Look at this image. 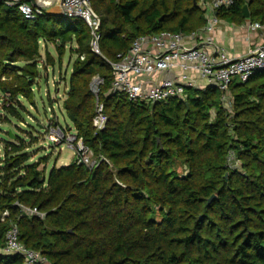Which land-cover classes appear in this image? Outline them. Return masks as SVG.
Returning <instances> with one entry per match:
<instances>
[{
  "label": "trees",
  "instance_id": "16d2710c",
  "mask_svg": "<svg viewBox=\"0 0 264 264\" xmlns=\"http://www.w3.org/2000/svg\"><path fill=\"white\" fill-rule=\"evenodd\" d=\"M200 1L91 0L101 18L100 53L81 17L43 11L27 19L24 1L0 3V123L25 122L28 104L37 106L41 66L55 64L48 45L60 52L70 45L76 59L62 105L65 128L106 158L94 169L76 161L47 168V156L31 161L19 132L33 138L31 131L0 137V264H24L3 251L11 224L47 264H264V71L231 85V113L213 86L158 103L112 91L111 62L137 37L206 25ZM246 3L221 8L218 17L241 23ZM249 9L252 22L264 25V0H251ZM97 75L105 79L100 101L109 117L101 131L93 127L90 89Z\"/></svg>",
  "mask_w": 264,
  "mask_h": 264
},
{
  "label": "built area",
  "instance_id": "2783aa9c",
  "mask_svg": "<svg viewBox=\"0 0 264 264\" xmlns=\"http://www.w3.org/2000/svg\"><path fill=\"white\" fill-rule=\"evenodd\" d=\"M238 0H201L199 5L205 11L206 25L191 33L162 31L137 37L126 54H119L118 60L111 62L114 70L112 91L124 93L131 101L158 103L170 98H185L188 88L206 89L216 87L221 92V101L232 112L233 96L231 85L235 82L246 83L256 73L264 71V42L247 50L240 56L231 55L223 46L214 42L210 34L220 22L218 10L234 5ZM91 0H62L65 15L84 19L92 29V49L100 53L98 19L90 9ZM19 10L27 19H35L43 11L29 3L19 4ZM259 22L250 24V29H263ZM205 39L200 43L199 39ZM83 58V57H82ZM105 79L99 75L93 77L90 89L96 100V114L93 127L97 131L106 128L109 117L100 101ZM66 133L61 126L52 128L49 140L57 144L67 143L75 154V161L90 169L96 168L101 160L94 158L93 150L77 132ZM29 214L42 218L44 213L36 208H24ZM9 212L3 213V220ZM19 229L11 224L5 235L3 251L7 254L23 257L24 264H47L43 255L28 248L20 241Z\"/></svg>",
  "mask_w": 264,
  "mask_h": 264
},
{
  "label": "rangeland",
  "instance_id": "374dc122",
  "mask_svg": "<svg viewBox=\"0 0 264 264\" xmlns=\"http://www.w3.org/2000/svg\"><path fill=\"white\" fill-rule=\"evenodd\" d=\"M73 46H76L75 42ZM48 49L54 57L55 64L49 65L46 68L41 66L42 76L38 79L37 88L35 89L37 106L28 104L30 112L25 114V122L13 120L10 124L0 123V137H4L5 133L8 131H19L18 127L31 131L33 138L30 137V132L19 131L28 140L29 145H31V161L36 162L40 157L47 156L48 161L46 165L47 168H51L54 165H68L76 159L73 150L67 143L62 141L61 143L58 142L55 144L49 140L51 129L54 127L56 128L57 125L61 126L63 130H66V133L73 130V128H65L67 127V123L69 125L71 124L64 114L65 112L63 111L62 105L67 97L69 80L76 55L71 51L70 45L66 46L64 50L61 49V52L56 49V45L54 44H49ZM42 54V62L44 63L46 59L44 47L42 49ZM60 55L62 56L61 59L59 58ZM2 105L3 100L0 93V121L3 119V112L1 110ZM229 113L231 112L229 111ZM29 125L39 126L33 127L32 129ZM74 133H76V131ZM34 136L36 139H34ZM2 148L3 145L0 143V149ZM93 156L98 159L95 155ZM239 163L240 162L237 160L235 165H239ZM43 167L44 165L40 166V168Z\"/></svg>",
  "mask_w": 264,
  "mask_h": 264
},
{
  "label": "crops",
  "instance_id": "0c3cea01",
  "mask_svg": "<svg viewBox=\"0 0 264 264\" xmlns=\"http://www.w3.org/2000/svg\"><path fill=\"white\" fill-rule=\"evenodd\" d=\"M219 19L220 22L215 25L210 36L213 37L215 43L223 46L231 55H243L249 48L264 42V28L252 31L250 29V24L253 23L251 18H246L241 23ZM199 40L200 43L205 42L204 37Z\"/></svg>",
  "mask_w": 264,
  "mask_h": 264
},
{
  "label": "water",
  "instance_id": "95a60500",
  "mask_svg": "<svg viewBox=\"0 0 264 264\" xmlns=\"http://www.w3.org/2000/svg\"><path fill=\"white\" fill-rule=\"evenodd\" d=\"M3 1H24L26 3H29L32 7L40 9L48 14H64V11L62 8V0H0V3ZM250 1L251 0H247V3L243 6V14H244V17L246 18H250V9H249ZM90 9L99 21V24L95 30L96 32H98L100 24H101V18L99 15L96 14V12L93 10L91 6H90ZM92 42H93V39H92ZM215 197L216 195H213L209 199V203H211ZM70 232L72 231L70 230Z\"/></svg>",
  "mask_w": 264,
  "mask_h": 264
}]
</instances>
